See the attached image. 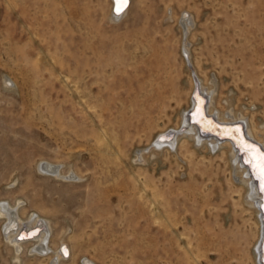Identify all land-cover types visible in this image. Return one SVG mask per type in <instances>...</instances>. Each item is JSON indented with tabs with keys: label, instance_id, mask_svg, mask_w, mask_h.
<instances>
[{
	"label": "rangeland",
	"instance_id": "1",
	"mask_svg": "<svg viewBox=\"0 0 264 264\" xmlns=\"http://www.w3.org/2000/svg\"><path fill=\"white\" fill-rule=\"evenodd\" d=\"M196 84L264 143V0H132L118 21L111 0H0V202L48 219L60 264H258L229 146L147 149L183 129ZM5 221L0 264H50Z\"/></svg>",
	"mask_w": 264,
	"mask_h": 264
},
{
	"label": "bare ground",
	"instance_id": "2",
	"mask_svg": "<svg viewBox=\"0 0 264 264\" xmlns=\"http://www.w3.org/2000/svg\"><path fill=\"white\" fill-rule=\"evenodd\" d=\"M131 1L128 0L127 6L122 12L118 13L117 8L119 5L117 0H111V20L118 21L124 17L131 6ZM114 4L116 6L115 12L113 11ZM181 24L186 33L191 25L190 17L184 15ZM184 45L186 44L184 43ZM184 49H187L186 46H184ZM185 58L189 66V55L187 54ZM192 91L191 107L186 111L184 110L185 112L182 115L183 129L179 126L175 129L159 133L151 145L147 146V149L154 150L157 148L158 150V148L162 149V147L175 149L177 142L183 137H190L197 145H206L210 150H216L219 147L222 149L225 145L229 146L233 168L239 172V179L248 186V193L246 194L248 205L250 204L256 208L259 217L261 235L255 253L258 256L257 263L264 264V171L261 170L262 161L260 159L264 155L263 139H255L252 130H247V126L241 120L242 116L231 114L225 116L224 112L222 114L214 112L211 104L209 106L208 99L210 98V103H213L214 97L211 88L199 87L196 84ZM237 117L240 119L237 120ZM143 149L137 151V156H143ZM38 170L39 172L48 173L54 177L63 179L80 180L79 178H81L79 175H75L76 173H71L68 176H66L67 174H61L58 165L46 161L38 165ZM19 202L18 204L14 202V206L13 204L10 205V203L0 202V215L7 220L4 224L6 239L13 243L15 251H22V248L27 243H30L32 247L30 249L29 246L30 252L46 255L49 257L50 264H60L70 259L71 248L64 241L59 243L55 249H52L51 254L49 253V247L46 245V242H48V235L50 234V230H52L50 222L48 219L42 221V218H39L38 214L32 213L28 217V220L23 223L22 218L16 212ZM36 228L38 231H32ZM22 230V236H18ZM28 231H30V235L27 233ZM62 245H64V248H61ZM14 255L15 257L17 256V254Z\"/></svg>",
	"mask_w": 264,
	"mask_h": 264
},
{
	"label": "snow or ice",
	"instance_id": "3",
	"mask_svg": "<svg viewBox=\"0 0 264 264\" xmlns=\"http://www.w3.org/2000/svg\"><path fill=\"white\" fill-rule=\"evenodd\" d=\"M118 3V8H117V12L120 13L123 11V9L127 6L128 4V0H117ZM262 163H261V170L264 171V155H262L260 157Z\"/></svg>",
	"mask_w": 264,
	"mask_h": 264
},
{
	"label": "water",
	"instance_id": "4",
	"mask_svg": "<svg viewBox=\"0 0 264 264\" xmlns=\"http://www.w3.org/2000/svg\"><path fill=\"white\" fill-rule=\"evenodd\" d=\"M115 10H116V6H115V4H114V6H113V11L115 12ZM192 96H193V95H192ZM261 148H262V147H261ZM32 231H38V230H37V228H36V229H34V230H32ZM22 232H23V230L20 231V233H19L18 236H22ZM27 233H29V235H30V231H28ZM34 233H35V232H34ZM61 248H64V245H62Z\"/></svg>",
	"mask_w": 264,
	"mask_h": 264
}]
</instances>
